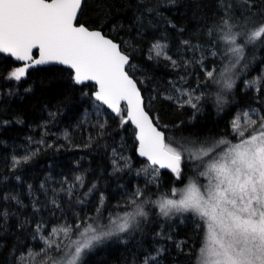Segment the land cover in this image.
Listing matches in <instances>:
<instances>
[{
  "label": "snow or ice",
  "instance_id": "snow-or-ice-1",
  "mask_svg": "<svg viewBox=\"0 0 264 264\" xmlns=\"http://www.w3.org/2000/svg\"><path fill=\"white\" fill-rule=\"evenodd\" d=\"M84 3L85 0H0V54L21 62L3 79L21 82L29 70L61 65L70 71L73 85L93 82L96 90L90 95L97 116L106 108L119 118L121 128L128 124L134 126L138 145L135 152L147 162L136 175L143 172L146 179L143 186L137 184L131 191L125 187L123 199L117 204L122 210L109 213L106 218L107 197L103 193L93 214L74 213L69 217L54 192L48 201L54 209L51 216L34 223L32 238L43 243L35 253L38 264H82L85 252L97 244L139 231L149 219L146 208L151 206L164 219L192 220L196 241L186 253L187 264H264V108L240 109L231 114L226 98L237 89V80L248 68L245 63L248 46L259 45L264 49V0H218L220 18L207 32V47L181 41L186 50L199 52V59H174L168 54L169 45L160 41L148 49L149 60L163 57L173 68L193 66L202 73L203 80L197 75L194 87L181 83L184 76L169 81L173 94L164 99L173 101L177 108L192 110L189 121L172 126L173 130L180 131L193 124L203 111V102L214 95L217 116L221 119L230 116L226 124L228 131L215 140L200 139L198 132L179 138L167 135L168 126H161L159 118L146 110L145 98L138 86L143 81L135 78L136 66L125 46L103 31L78 22ZM136 6L141 13L138 20L158 7L145 0H137ZM34 50H38V57ZM242 83L245 89L264 93V73ZM212 86L217 88L215 93L205 91ZM25 91H31V87ZM260 102L264 104V98ZM107 126L105 118L98 119L93 127L103 135ZM64 137L70 138L67 132ZM89 146L90 143L84 145ZM24 151L25 155L12 157L13 169L30 161L39 149ZM116 151L114 148L113 171H131L130 158L116 157ZM190 164L193 175L188 177ZM165 172L170 180L165 178ZM176 182L182 183L183 188L171 187L168 192L157 195L160 188ZM62 183L66 184L67 179ZM76 184L83 187L84 178L76 176L75 183L67 189L69 202ZM95 187L93 184L77 200L79 206H84ZM153 196L156 198L152 199ZM0 200L21 204L15 196H3ZM38 203L33 204L35 212L41 210ZM56 211H60L58 219ZM7 218L8 210L0 208V220ZM177 247L183 251L182 245ZM164 253V248H158L144 255L137 264H160Z\"/></svg>",
  "mask_w": 264,
  "mask_h": 264
},
{
  "label": "trees",
  "instance_id": "trees-1",
  "mask_svg": "<svg viewBox=\"0 0 264 264\" xmlns=\"http://www.w3.org/2000/svg\"><path fill=\"white\" fill-rule=\"evenodd\" d=\"M145 2L158 7L138 20L141 13L137 10V0H85L78 22L100 29L125 46L132 56V64L136 66L133 70L135 78L143 81L139 87L146 109L153 117L159 118L161 126H168L167 135L179 138L198 132L201 133L200 139H219L228 131L226 124L230 116L225 119L217 116L214 95L203 102V111L193 124L180 131L173 130L172 126L180 121H189L192 110L177 108L173 101L164 99L173 94L169 81H177L184 76L185 80L181 83L194 87L197 75L203 80L202 73L193 66L173 68L163 57L158 60L147 58L150 46L160 41L169 45L168 54L174 59H199L200 53L186 50L181 41L207 47V32L220 18L218 0ZM246 56L248 68L237 80V89L226 97L231 114L240 109L264 108L260 102L264 93L245 89L242 83V80H252L264 73V63H260L264 59V49L259 45L248 46ZM212 59L209 57V60ZM16 64L12 58L0 54V197L15 196L21 202L0 200V208L8 210L7 220H0V264H34V260L38 264L39 258L35 257V253L40 251L43 243L32 238L34 223L51 216L54 209L48 201L53 198L54 192L69 217L74 213L93 214L103 193L107 197L106 218L109 213L116 214L122 210L117 204L123 199L125 187L131 191L137 184L144 185L145 174L141 172L137 176L136 173L147 162L135 152L134 130L130 124L121 128L119 118L106 108L99 117L94 115L90 95L94 90L92 83L73 85L70 71L60 65L29 70L27 78L21 82L3 79ZM29 87L31 91L26 92ZM205 91L215 93L217 88L212 86ZM85 92L89 95L85 96ZM86 113L90 115L86 116ZM105 118L108 126L104 134L99 135L101 130L93 126L98 119L103 121ZM4 121L9 123L4 124ZM65 132L69 134V139H65ZM228 138L232 139V136ZM42 140L43 144L40 143ZM89 143V147H84ZM26 148L39 151L30 161L13 169L12 157L25 155ZM114 148L117 150L116 157L130 158L131 171H113ZM120 163L122 165L123 160ZM191 168L190 164L188 177L193 175ZM78 175L84 178V186L76 184L69 202L67 189L75 183ZM165 178L170 180L166 172ZM65 179L67 183L63 184ZM93 184L95 189L86 198L84 206H79L77 200L83 198ZM180 185L182 183L179 182L166 184L157 195ZM62 188L65 190L61 191ZM36 201H39V212L33 208ZM146 210L149 211V219L139 231L97 244L85 252L82 264H137L144 255L158 248L165 249L160 264H187L189 257L186 253L196 241L192 220L164 219L157 215L155 206ZM59 216L60 211H56V218ZM177 245H182L183 251ZM195 247L199 248L198 242Z\"/></svg>",
  "mask_w": 264,
  "mask_h": 264
},
{
  "label": "water",
  "instance_id": "water-1",
  "mask_svg": "<svg viewBox=\"0 0 264 264\" xmlns=\"http://www.w3.org/2000/svg\"><path fill=\"white\" fill-rule=\"evenodd\" d=\"M90 29H94V30H100V29H98V28H90ZM111 38V37H110ZM116 41V40H115ZM117 42V41H116ZM119 43V42H118ZM3 55H5V56H7V54H3ZM34 55H36L37 57H38V55H39V53H38V50H34ZM13 59V58H12ZM14 60V59H13ZM16 62V61H15ZM18 64L16 65V66H19V64L21 63V62H17ZM61 66V65H60ZM65 67V66H64ZM87 83H92L93 85H94V83L93 82H87ZM139 86V85H138ZM96 89H95V86H94V90L92 91V92H94ZM142 93V92H141ZM143 95V94H142ZM144 97V96H143ZM0 100H1V95H0ZM147 110V109H146ZM110 111V110H109ZM113 115H115V114H113ZM151 115V114H150ZM131 125V124H130ZM132 126V128L134 129V126L133 125H131ZM134 138H135V132H134ZM135 142H136V139H135ZM138 145H137V142H136V147H137ZM139 158H141V157H139ZM141 159H144V158H141ZM145 160V159H144Z\"/></svg>",
  "mask_w": 264,
  "mask_h": 264
},
{
  "label": "rangeland",
  "instance_id": "rangeland-1",
  "mask_svg": "<svg viewBox=\"0 0 264 264\" xmlns=\"http://www.w3.org/2000/svg\"><path fill=\"white\" fill-rule=\"evenodd\" d=\"M94 115H95L96 117H98L97 114H96L95 112H94ZM183 186H184V185L182 184V185H180V186L177 187V188H183Z\"/></svg>",
  "mask_w": 264,
  "mask_h": 264
},
{
  "label": "flooded vegetation",
  "instance_id": "flooded-vegetation-1",
  "mask_svg": "<svg viewBox=\"0 0 264 264\" xmlns=\"http://www.w3.org/2000/svg\"><path fill=\"white\" fill-rule=\"evenodd\" d=\"M16 63H17V62H16ZM17 64H18V63H17ZM17 64H16V65H17Z\"/></svg>",
  "mask_w": 264,
  "mask_h": 264
}]
</instances>
